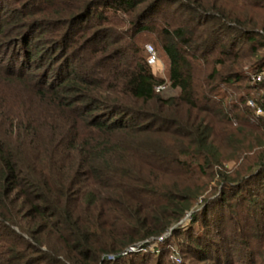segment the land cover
Masks as SVG:
<instances>
[{"label": "trees", "instance_id": "16d2710c", "mask_svg": "<svg viewBox=\"0 0 264 264\" xmlns=\"http://www.w3.org/2000/svg\"><path fill=\"white\" fill-rule=\"evenodd\" d=\"M18 1L0 264H264V0Z\"/></svg>", "mask_w": 264, "mask_h": 264}, {"label": "rangeland", "instance_id": "374dc122", "mask_svg": "<svg viewBox=\"0 0 264 264\" xmlns=\"http://www.w3.org/2000/svg\"><path fill=\"white\" fill-rule=\"evenodd\" d=\"M12 1H13V3L12 2H9V1L6 2V5L4 6L3 9L0 8V18H2V16H4V17H8L9 16V18H10V12H12L11 9L13 7H15V6H18L19 7L20 5H22L21 4V1H18V0H12ZM10 30L11 29H8L7 31L10 32ZM16 36H17L16 33H11L10 32V35L5 38V41L3 42V44L6 43V41L12 40ZM144 44H145V47H146L147 44H151L153 46L154 50H155L156 58L157 59H156V62H154L152 64L153 71L158 76H161L163 78H166V75H167V61H166L165 57L159 52V50H157V48L155 47V45H154L153 42L147 40V41L144 42ZM8 48H10L8 45H6V46L3 45V47L0 48V62H6L7 59L15 60V62H16V60L20 61V59H21V53L16 52V54H13L14 53L13 50H10V49L8 50ZM147 53H148V51H147ZM54 71H55L54 68H52V70L50 71V75ZM164 84H166L165 88L163 89L164 92H171V90L169 89V87H167V82L166 81L164 82ZM257 94H259V88L257 89V93H255V95H257ZM168 234H169V232H167L165 235L162 236L161 239H158V240L159 241L162 240ZM157 243L158 242L152 243L151 247L157 246ZM154 244H156V245H154ZM137 248H138V246L136 247V249ZM173 258L175 259V263L174 264H178V262H180L181 257H180V255L177 252H175L173 254ZM177 258H179V259H177Z\"/></svg>", "mask_w": 264, "mask_h": 264}, {"label": "built area", "instance_id": "2783aa9c", "mask_svg": "<svg viewBox=\"0 0 264 264\" xmlns=\"http://www.w3.org/2000/svg\"><path fill=\"white\" fill-rule=\"evenodd\" d=\"M146 49L148 51V62L149 63H154L156 62V53H155V50L153 48V46L151 44H147L146 45ZM251 74V78L253 81L255 82H262V80L264 79V69L259 71V72H255V73H252L250 72ZM166 86V84L164 83H161V84H158L156 87H155V90L156 91H160L162 89H164ZM259 95H262V100L264 101V86H259ZM248 104L251 105V106H255V109H256V112L257 113H261L263 112V107L261 106V104L257 105L255 100L253 98H248L247 100ZM162 236H159L158 239H161ZM136 247L134 246H131L130 249H135ZM179 259V258H177Z\"/></svg>", "mask_w": 264, "mask_h": 264}]
</instances>
